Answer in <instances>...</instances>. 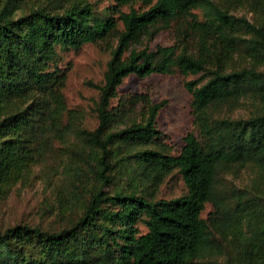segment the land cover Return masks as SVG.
Listing matches in <instances>:
<instances>
[{
  "label": "trees",
  "instance_id": "16d2710c",
  "mask_svg": "<svg viewBox=\"0 0 264 264\" xmlns=\"http://www.w3.org/2000/svg\"><path fill=\"white\" fill-rule=\"evenodd\" d=\"M106 1L0 0V201L50 139L74 134L95 158L80 215L55 231L0 230V264H264V0ZM162 29L174 42L149 48ZM87 43L110 49L92 130L65 118L62 92V54ZM174 73L194 76L184 82L193 128L175 153L157 127L165 100L113 104L127 76ZM243 99L255 110L234 117ZM243 167L249 184H223ZM173 171L185 193L157 197Z\"/></svg>",
  "mask_w": 264,
  "mask_h": 264
},
{
  "label": "rangeland",
  "instance_id": "374dc122",
  "mask_svg": "<svg viewBox=\"0 0 264 264\" xmlns=\"http://www.w3.org/2000/svg\"><path fill=\"white\" fill-rule=\"evenodd\" d=\"M90 1H94L99 8L108 4L106 0ZM134 7L140 8L141 5L137 3ZM120 9L127 11L129 7L122 6ZM233 13L248 17L252 15L245 8L235 9ZM119 26L121 27L120 24ZM145 42L143 39L137 46L141 48ZM173 42L174 32L171 29H162L146 43L149 48H154L156 45H170ZM109 51V48L87 43L76 51L62 54L61 65L66 70L62 92L67 107L71 110L70 115H65V118H76L78 126L86 130H92L97 124L94 109L99 92L95 86L103 79ZM191 78L194 76L178 73L153 74L145 78L130 75L118 87L113 104L122 97L134 94L146 95L152 102L165 100L166 104L157 116V127L166 134L175 153L183 143V136L193 128L189 108L190 95L184 87V82ZM140 107L139 102L133 116H139ZM259 108L260 105L257 106ZM253 110L255 106L251 101L243 99L234 110L233 116H246ZM94 167L92 149L76 135L69 133L62 138L50 139L28 181L14 186L8 196L0 201V230L24 223L55 231L71 224L80 215L77 201L86 199L95 184L91 173ZM252 178L250 169L243 167L224 175L222 182L244 186ZM185 191L180 174L173 171L162 182L156 196L171 198L182 195ZM211 209L212 206L208 203L202 216Z\"/></svg>",
  "mask_w": 264,
  "mask_h": 264
}]
</instances>
